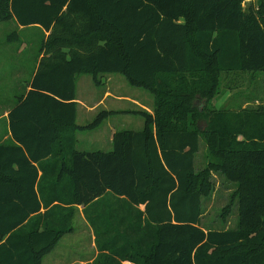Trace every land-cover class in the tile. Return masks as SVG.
I'll list each match as a JSON object with an SVG mask.
<instances>
[{"label":"trees","instance_id":"trees-1","mask_svg":"<svg viewBox=\"0 0 264 264\" xmlns=\"http://www.w3.org/2000/svg\"><path fill=\"white\" fill-rule=\"evenodd\" d=\"M244 1L0 0V22L45 35L0 143V264H42L78 206L100 251L87 264H264V107L196 105L218 97L223 71H264V0ZM105 74L154 109L128 110L144 127L115 132L111 151H80L78 131L114 112L80 126L77 80ZM213 172L236 184V228L202 225Z\"/></svg>","mask_w":264,"mask_h":264},{"label":"rangeland","instance_id":"rangeland-1","mask_svg":"<svg viewBox=\"0 0 264 264\" xmlns=\"http://www.w3.org/2000/svg\"><path fill=\"white\" fill-rule=\"evenodd\" d=\"M256 0H245L243 6L248 10V7L252 4H255ZM20 30V31H19ZM18 32L20 34V41H9L6 40L10 34ZM42 29L38 26H27L21 28L14 21H6L0 23V50L5 45L8 48L10 43L9 50L11 52L6 53L9 56H12V53L17 55V47L19 48L21 44H26L22 47V52L19 54L21 59H25L29 56L28 62H30V55H37V49L40 47L42 40L45 38V35L42 33ZM26 47V48H25ZM25 49V50H24ZM31 63V62H30ZM8 66L4 65L3 60L0 56V73L3 69H7ZM118 75L117 78L120 80L119 83L111 84L112 89L117 88L118 93L128 95L138 99L140 102H145L149 104L147 94L151 93L147 90L131 85L126 77L122 74ZM80 80L79 84V93L82 100L93 103L95 100L99 99L100 96L104 93L106 86L105 83L99 84L94 81L92 75H84ZM81 78V77H80ZM221 88L219 90L218 97L214 98L211 102L208 103L206 97H200L196 100V105L198 109L204 110L209 105L210 108L221 107L222 105L229 106L234 108V110H240L241 107H264V71H231V72H222L221 73ZM8 84V83H6ZM3 89H5L3 87ZM11 91V88L9 89ZM114 100L109 99L107 104L113 103ZM118 107L126 108L127 112H121L118 114L112 115L109 118L112 124L118 125V129H134L139 130L144 126V119L133 112H128V110H138L140 105L137 103H131L130 101H119L117 102ZM104 108L100 109L103 110ZM98 112V113H99ZM98 113L91 118L89 122H81L86 119L85 110L81 111L80 122L81 124H91L93 123ZM92 117V115H91ZM200 130L205 131L208 127L207 118H202L199 121ZM88 132V133H87ZM82 134H87V136H96L93 128H85ZM87 139L91 141L92 139ZM96 142V141H93ZM202 149L197 156V169L203 170L207 166L206 161V144L204 139H202ZM79 149H89L97 150L108 149L106 146H101L100 143H96L95 146L87 148V146L80 144L78 145ZM211 184L212 191L211 195L204 197L203 200V219L202 225L206 229H228L236 228L238 224V210L237 202L232 197V194L235 191L236 184L229 181L224 175L213 172L211 174ZM75 226L79 225L78 221H75ZM80 234H77L74 239L76 242L71 240V235L63 239L60 247H57L55 253H51L49 257L45 258V264H68L70 262L77 261L75 257H81L87 255L83 261H88L92 259L94 254L90 256L92 249L90 248L89 242L86 241V238L90 236L89 232L87 234L83 231H80ZM80 240V241H79ZM79 241V242H78ZM87 242L84 243V242ZM83 244V246H79ZM89 252V253H88ZM63 256L64 258H59ZM59 258V259H58ZM75 259V260H73Z\"/></svg>","mask_w":264,"mask_h":264},{"label":"crops","instance_id":"crops-1","mask_svg":"<svg viewBox=\"0 0 264 264\" xmlns=\"http://www.w3.org/2000/svg\"><path fill=\"white\" fill-rule=\"evenodd\" d=\"M3 23V22H0ZM23 28V26H20ZM20 31V30H19ZM18 33V32H17ZM6 40H8V37H6ZM19 41V40H17ZM26 44H21L20 47H17V55L15 53H12V56L6 53L11 52L9 50L10 43L8 44V48L5 47V45L1 48L0 50V56L1 60H3L4 65H7V69H3V71L0 73V143H7L10 141L12 138V133L10 130V118L9 114L11 112L12 107L17 104L18 98L26 94L30 90V81L35 75L38 65H39V59L33 60V56L30 55V62H28L29 56L26 57L25 59H21V56L19 52H22V47H24ZM21 48V49H20ZM26 48V47H25ZM25 50V49H24ZM38 51V49H37ZM118 75L115 74H105L101 75V84L103 85L105 83L106 89L104 93L100 96L99 99L95 100L93 103L87 102L86 100H82L80 97L79 93V84L80 80L85 77L84 75H81L78 77L77 80V98L76 102L78 104V110H77V123L80 126H86L87 124H81V122H89L91 118H93L100 109L104 108L103 110H107L110 112H114L110 115H108L104 121L97 127L93 128V131L95 132L96 136H87V134H82L84 129H80L77 133V148L78 145L83 144L87 146V148H91V146H95L96 143H100L101 146H106L108 149L102 150V149H97V150H102V151H111L113 149V136L115 132L118 130H123V129H118V125L112 124L110 122L109 118L112 117L114 114H118L121 112H127L126 108L118 107L117 102L119 101H130L131 103H137L140 105L142 109H146L149 112H153L154 109V97L152 94L148 95V103L145 102H140L138 99L134 97H130L128 95L120 94L118 93V89H112L110 86L112 83L116 84L119 83L120 80L117 78ZM81 77V78H80ZM8 83V84H6ZM3 87L5 89H3ZM11 88V91L9 89ZM109 99L114 100L113 103L107 104V101ZM85 110L86 114V119L81 121L80 116H81V111ZM102 111V110H101ZM100 111V112H101ZM99 114V113H98ZM92 115V117H91ZM81 121V122H80ZM144 127V126H143ZM142 127V128H143ZM141 128V129H142ZM139 129V130H141ZM88 133V132H87ZM92 139L91 141H88L87 139ZM96 141V142H93ZM79 149V148H78ZM80 151H93L89 149H79ZM42 174V172H40ZM78 212L73 218V226L74 230L65 234L58 242L57 246L47 255L44 256L42 264H45V258L49 257L51 253H55L57 247L61 246V243H63V239L65 237H69L71 235V240L73 242H76L75 236L77 234H80V231H83L87 234L89 232L90 236L89 238H86V241L89 242L90 248L92 249V252L90 253L94 256L92 259L88 261H83L87 255H83L81 257H75L77 261L75 262H70L68 264H87L88 262H92L100 253L97 244H96V235L94 232V229L91 227L90 223L88 222L82 206H78ZM47 209L43 208L42 212L44 213ZM75 221H78L79 225L76 227L75 226ZM80 241V240H79ZM78 241V242H79ZM84 242L87 244V242ZM83 243V244H84ZM79 245L80 247L83 246ZM89 253V252H88ZM59 258H64L63 256ZM58 258V259H59ZM75 260V259H73Z\"/></svg>","mask_w":264,"mask_h":264}]
</instances>
